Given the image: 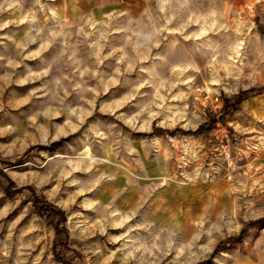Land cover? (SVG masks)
Wrapping results in <instances>:
<instances>
[{
	"label": "rangeland",
	"instance_id": "1",
	"mask_svg": "<svg viewBox=\"0 0 264 264\" xmlns=\"http://www.w3.org/2000/svg\"><path fill=\"white\" fill-rule=\"evenodd\" d=\"M0 264H264V0H0Z\"/></svg>",
	"mask_w": 264,
	"mask_h": 264
},
{
	"label": "trees",
	"instance_id": "2",
	"mask_svg": "<svg viewBox=\"0 0 264 264\" xmlns=\"http://www.w3.org/2000/svg\"><path fill=\"white\" fill-rule=\"evenodd\" d=\"M258 89L257 88H251V89H247V90H243L241 92H239L238 94L235 95V99L238 102L243 101L245 98H247L248 96L252 95L253 93H255ZM217 123V120L215 119H208L204 122V124H202L197 131L198 132H204V133H208L209 131H211V129L214 128V125ZM33 203L35 204L36 208H38V210H40L43 213L46 214H57L55 216H57L59 219L63 216V211L54 208L52 205H48L45 203L44 200H41L40 198H38L37 196H33ZM62 220V218H61ZM57 231L60 232V228L57 227L56 228Z\"/></svg>",
	"mask_w": 264,
	"mask_h": 264
}]
</instances>
